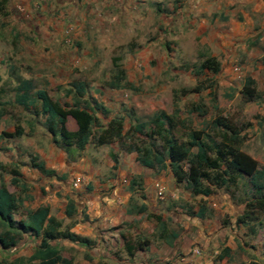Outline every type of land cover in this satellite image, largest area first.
<instances>
[{"label": "crops", "instance_id": "crops-1", "mask_svg": "<svg viewBox=\"0 0 264 264\" xmlns=\"http://www.w3.org/2000/svg\"><path fill=\"white\" fill-rule=\"evenodd\" d=\"M257 1L50 0L48 14L44 16L46 43L40 40L37 46L42 52L46 44L50 46L51 55H61L54 58L52 64H56L55 70L65 71L67 67L63 62L67 61L66 56H71L69 53H80L85 58L95 54L96 46L113 50L123 45L126 55L132 57L130 67L136 69L137 59L133 62V57L149 51L157 39L166 38L172 26L181 30L189 27L188 32L198 31L199 24L211 26L217 19L214 17L218 8H225L222 20L230 18L232 21L234 11L240 9L239 23H250L253 19L249 10H257ZM232 6V15L228 17L226 11ZM69 26L73 28V46L64 44L70 35L66 31ZM136 39L140 40L134 44ZM121 67L126 75L125 67ZM126 79L132 85V79L127 76ZM107 83L104 88L111 90L132 88H111ZM84 84L86 90L80 99L88 101L99 120L108 121L120 115H108L106 100L95 92L89 94V85ZM71 87L72 83L63 88ZM68 96L72 98V94ZM114 100L118 101V97ZM95 102L107 109L106 114L100 108L95 109ZM3 115L0 111V118ZM30 115L34 122L25 128L21 125V134H13L29 147L9 148L15 158L8 165L0 156V163L6 166L5 170L0 167V183H5L19 205L27 210L48 206L49 214L61 222L60 229L77 236L60 235L50 241L71 264L77 260L85 264H237L231 259L238 253H241L242 264L256 261L249 259L247 230L245 232L248 228V235L254 236L256 228L240 221L232 228L223 224L216 211L207 207L209 195H196L199 201L194 207L184 202L186 197L177 189L166 195L165 190L171 184H180L168 168L166 177L165 169L142 164L136 151L119 147L117 141L102 145L88 143L83 148L60 147L44 126L45 116L34 112ZM37 124L40 132H37ZM66 126L76 130L74 118L67 116ZM76 176H81L82 181L72 187L69 180L72 182ZM13 177L14 183L11 182ZM72 188L77 192L72 194ZM69 200L75 207L71 215L66 214ZM40 240V236L24 233L15 246L19 258L27 260ZM126 241L134 246L131 252L126 249ZM139 242L142 246H138ZM28 244L30 251L26 250ZM224 247L229 250L223 251ZM196 248L199 252H195ZM220 253L227 256L218 258Z\"/></svg>", "mask_w": 264, "mask_h": 264}, {"label": "rangeland", "instance_id": "rangeland-1", "mask_svg": "<svg viewBox=\"0 0 264 264\" xmlns=\"http://www.w3.org/2000/svg\"><path fill=\"white\" fill-rule=\"evenodd\" d=\"M257 2V10H249L253 19L250 23H239L237 17L242 12L239 9L232 15V6L226 11L228 17L232 15V21L230 18L222 20L225 8H218L214 17L217 19L211 26L199 24L198 31L192 32H188L189 27L181 30L172 26L176 30L171 27L166 38L157 39L149 51L133 57V62L137 59L136 69L130 67L132 57L126 55L122 45L113 50L96 46L95 54L85 58L80 53H69L71 56H66L67 61L63 62L68 68L64 71L55 70L56 64H52L53 59L61 55H51L50 46L46 44L42 52L37 46L40 40L46 43L44 16L48 14L50 0H0V6L4 7L0 13V111L5 114L0 118V131L12 134L0 137L2 160L7 164L15 158L9 148L29 147L13 134L17 126L25 128L34 122L30 115L32 111H25L13 102L16 75L32 79L35 88H44L54 99L70 104L73 99L66 92L69 88L63 87L76 81L88 84L89 94L95 92L106 100L110 110L108 115L125 114L124 131H130V138L117 141L119 147H125L132 140L161 147L158 136L146 138L131 130L134 124L145 122L144 131L150 132L152 118L159 111L173 115L171 132L180 141L187 139L191 131H200L214 143L224 141L223 133H236L238 141L235 146L256 160V169L251 175L237 176L233 184L211 185L207 207L216 211L223 224L231 228L237 225L239 217L247 219V223L256 228L254 236H249V229L245 228L249 259L256 260L248 264L264 263L261 255L264 251V212L247 208L248 201L264 195V0ZM66 31L70 35L64 44L71 46L74 44L73 28L69 26ZM139 40L136 39L134 44ZM209 56L219 62L217 72L199 67ZM114 57H118L117 63L125 67L126 76L132 79L131 89L104 88L115 73ZM94 58L96 61H92ZM246 77L254 79L253 97L242 93ZM96 85L98 87L94 88ZM116 97L118 101L114 100ZM106 121L100 120L101 123ZM38 126L37 132H40ZM184 167L187 168V164ZM168 173L165 169L164 176L167 177ZM69 183L72 182L69 180ZM175 189L186 197L184 202L190 203L191 207L198 203L196 195L199 194L193 193L186 182L171 184L165 190L166 195ZM72 190V194L77 192L74 188ZM26 210L19 205L14 217L19 219ZM3 231L0 226V232ZM27 248L30 251L29 244ZM17 253V247L0 248V264H31L25 258H19ZM240 254H236L231 262L242 264ZM74 264L85 263L77 260Z\"/></svg>", "mask_w": 264, "mask_h": 264}, {"label": "trees", "instance_id": "trees-1", "mask_svg": "<svg viewBox=\"0 0 264 264\" xmlns=\"http://www.w3.org/2000/svg\"><path fill=\"white\" fill-rule=\"evenodd\" d=\"M4 7L0 6V13ZM118 57H114V76L108 81L111 88H128L131 83L126 79L124 69L117 63ZM219 62L213 56L205 58L199 65L200 68L210 69L217 72ZM17 84L14 87L13 102L23 110L32 111L35 114L45 116L44 126L52 135L53 141L60 147L68 148L75 146L83 148L88 143L95 145L108 144L113 141H120L123 138H130V131H124V117L121 115L110 118L106 123H101L93 113L88 101L80 99L85 92V84L82 82L72 83V87L66 89L68 94H72L73 103L60 102L54 99L46 89H35L33 81L16 75ZM245 96L255 95L254 79L246 77L242 87ZM95 109H101L106 114L107 109L98 102H95ZM67 116L74 118L77 128L69 130L66 126ZM150 124V132L144 131L145 122H139L132 126V131L142 133L146 138L158 136L161 147H156L154 143L147 145L132 140L125 147L128 150L136 151L138 160L149 167L158 169L168 168L177 183L186 182L192 188V192L200 195H209L211 185H230L241 174L251 175L257 162L245 152L235 146L238 141L236 133L222 134L219 143L210 142L207 135L203 136L200 131H191L187 139L180 141L171 132L174 124L173 115L164 111L155 113ZM216 123L219 124L218 121ZM152 126V127H151ZM22 133V128L17 126L14 134ZM12 136L11 133L2 132L0 137ZM133 137V136H131ZM187 164V168H185ZM0 167L3 165L0 163ZM15 173L14 170H12ZM11 182H16L13 177ZM202 187V189H197ZM19 208V203L13 192H10L5 183H0V226L4 228L0 232V248L9 250L18 245L24 233H29L41 237L38 247L28 257L31 264H71L62 258L60 249L50 244L54 238L64 235L70 238L77 236L64 233L60 227L61 222L53 215L49 214L48 206H39L34 210H26L19 219L14 217V213ZM247 208H255L264 212V195L247 202ZM74 203L69 200L66 214L74 212ZM250 218V217H249ZM240 222L247 223L248 220L239 217ZM142 246V242L137 243ZM134 246L126 241V249L131 252ZM224 247L223 251H228ZM264 250V249H263ZM227 256L223 253L218 258ZM264 257V251L263 255ZM33 260H37L33 263ZM256 264V263H253ZM259 264V263H257Z\"/></svg>", "mask_w": 264, "mask_h": 264}, {"label": "built area", "instance_id": "built-area-1", "mask_svg": "<svg viewBox=\"0 0 264 264\" xmlns=\"http://www.w3.org/2000/svg\"><path fill=\"white\" fill-rule=\"evenodd\" d=\"M82 181V177L81 176H76L73 181H72V185L74 187H77L79 185V183ZM158 194L161 196L162 195V190L160 189L158 191ZM195 252H199L198 249H195Z\"/></svg>", "mask_w": 264, "mask_h": 264}]
</instances>
